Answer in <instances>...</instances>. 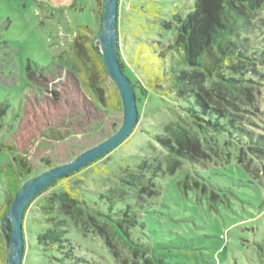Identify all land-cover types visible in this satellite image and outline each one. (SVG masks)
Instances as JSON below:
<instances>
[{
	"label": "trees",
	"instance_id": "1",
	"mask_svg": "<svg viewBox=\"0 0 264 264\" xmlns=\"http://www.w3.org/2000/svg\"><path fill=\"white\" fill-rule=\"evenodd\" d=\"M120 5L118 0L117 19ZM262 11L264 0H195L186 15L163 22L169 36L165 43L158 42L159 64L155 65L152 46L141 48L137 59L150 58L155 68L147 61L135 64V57L126 46L121 49L118 38L122 72L133 75L132 80L127 78L134 88L137 122L143 115L164 121L151 135L160 155L94 165L112 150L54 181L24 210L21 264L27 263L29 255L43 257L47 264H87L72 233L100 241L115 264L159 263L149 234L155 230L151 226L148 231L147 224L156 206L165 205L163 190L177 174L184 173L178 185L196 188L212 202L220 200L218 191L224 188L197 170L223 169L234 163L252 180L264 179V119L258 110L264 100V33L258 19ZM85 40L81 33L77 35L76 53L84 51ZM96 63L105 72L100 59ZM82 82L98 106L110 107L95 77ZM4 149L12 154L15 173L0 220L22 183L37 175L12 143L0 144ZM44 163V170L53 167ZM6 227L11 228L8 222ZM0 230L7 244L8 234L1 225Z\"/></svg>",
	"mask_w": 264,
	"mask_h": 264
},
{
	"label": "rangeland",
	"instance_id": "2",
	"mask_svg": "<svg viewBox=\"0 0 264 264\" xmlns=\"http://www.w3.org/2000/svg\"><path fill=\"white\" fill-rule=\"evenodd\" d=\"M194 2L121 0L117 19L121 49L126 46L135 64L147 61L153 66L150 58L137 59L141 48L152 46L155 65L159 64L158 42L165 43L169 36L163 22L186 15ZM103 4V0H0V144L12 143L37 175L46 170L45 161L53 167L67 163L111 136L122 123L118 91L96 63ZM258 19L264 33V11ZM80 33L86 40L78 54L73 43ZM125 74L132 80L128 70ZM90 77L104 89L110 107L98 106L93 92L83 88L82 81ZM262 102L258 110L264 119ZM163 122L155 115L141 116L130 135L94 165L136 155L159 156L151 135ZM197 172L224 188L218 191L220 200L212 202L196 188L184 189L178 185L184 173L177 174L163 190L165 205L156 206L147 224L148 231L151 226L155 230L149 234L160 261L151 263L264 264V179L252 180L234 163ZM14 173L12 154L0 150V209ZM3 236L0 230V264H7L9 242ZM71 236L81 243L87 264H115L97 239ZM26 264L47 261L29 255Z\"/></svg>",
	"mask_w": 264,
	"mask_h": 264
},
{
	"label": "water",
	"instance_id": "3",
	"mask_svg": "<svg viewBox=\"0 0 264 264\" xmlns=\"http://www.w3.org/2000/svg\"><path fill=\"white\" fill-rule=\"evenodd\" d=\"M117 1L103 0L101 26L97 33L98 53L106 75L115 85L122 107L119 129L105 140L83 151L73 160L54 166L26 180L15 193L0 224L8 234L7 264H21L23 257L22 222L25 208L54 181L77 172L92 161L107 154L122 143L134 129L138 113L134 88L124 75L118 56ZM10 224V229L6 223Z\"/></svg>",
	"mask_w": 264,
	"mask_h": 264
}]
</instances>
